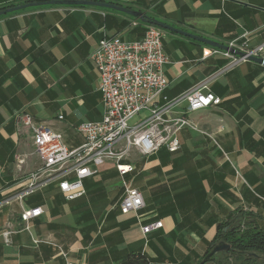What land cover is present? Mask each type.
Returning a JSON list of instances; mask_svg holds the SVG:
<instances>
[{
  "label": "crops",
  "instance_id": "obj_1",
  "mask_svg": "<svg viewBox=\"0 0 264 264\" xmlns=\"http://www.w3.org/2000/svg\"><path fill=\"white\" fill-rule=\"evenodd\" d=\"M38 1L45 0H0V10ZM100 1L226 45L245 32L252 45L264 43V0ZM148 25L92 6L37 5L0 16V264H199L218 225L237 210L264 217V65L242 61L220 73L227 57L207 56L214 47L174 31L164 38L165 95L172 100L206 83L222 99L186 113L198 130L180 131L181 149L133 150L124 160L133 171L121 176L108 162L73 200L56 183L14 198L41 163L25 117L79 147L78 126L104 115L93 50L105 33L138 40ZM125 185L143 193L139 215L120 210ZM36 206L44 213L25 229L24 211ZM159 220L161 228L143 232Z\"/></svg>",
  "mask_w": 264,
  "mask_h": 264
},
{
  "label": "built area",
  "instance_id": "obj_2",
  "mask_svg": "<svg viewBox=\"0 0 264 264\" xmlns=\"http://www.w3.org/2000/svg\"><path fill=\"white\" fill-rule=\"evenodd\" d=\"M166 32L149 24L142 39L126 40L120 35L106 33L102 36L91 59L100 74L104 115L100 120L83 121L78 126L84 138L79 147L69 148L62 133L34 124L30 116L25 117L33 131L34 153L41 163L25 179L23 189L14 197L16 200L22 201L25 196L50 183H56L68 200L76 199L86 193L85 179L97 174L106 163H114L119 174L125 176L134 169L124 163L132 150L152 155L165 148L175 153L181 149L180 131L186 127L198 130L186 113L219 105L222 99L206 83L175 99H168L165 95L169 86L166 75L169 58L164 50ZM248 36L249 33L245 32L228 44L232 49L245 52V56L216 47L207 52V56L222 54L229 59L220 73L248 61L249 55L264 56V43L254 46ZM183 102L187 104L186 111L173 115V107ZM142 110H149L150 116L131 125L130 119ZM10 201L5 200L6 203ZM145 206L141 190L125 185L124 196L119 202L121 212L139 215ZM43 213L41 206L25 210V229H30V221ZM162 226L163 222L159 220L144 225L142 229L144 233H150ZM10 233V230L3 231L6 241Z\"/></svg>",
  "mask_w": 264,
  "mask_h": 264
},
{
  "label": "trees",
  "instance_id": "obj_3",
  "mask_svg": "<svg viewBox=\"0 0 264 264\" xmlns=\"http://www.w3.org/2000/svg\"><path fill=\"white\" fill-rule=\"evenodd\" d=\"M221 241L229 243L231 249L211 258L217 264H264V217L237 210L233 216L218 225L216 238L207 253Z\"/></svg>",
  "mask_w": 264,
  "mask_h": 264
},
{
  "label": "water",
  "instance_id": "obj_4",
  "mask_svg": "<svg viewBox=\"0 0 264 264\" xmlns=\"http://www.w3.org/2000/svg\"><path fill=\"white\" fill-rule=\"evenodd\" d=\"M37 5H83V6H92V7H101V8H108L117 10L123 13H126L130 16H133L135 18H138L143 23H147L150 25H156L159 26L167 31H174L179 34L188 36L190 38H193L197 41L203 42L211 47L220 48L223 50H230L232 53H235L239 56H245L246 53L240 50L232 49L228 45L220 43L218 41H214L209 38H205L187 31H184L182 29L176 28L164 21H161L159 19H155L147 15L146 13L138 10L131 9L129 7H125L122 5H118L115 3L100 1V0H45V1H38V2H28L21 5H16L13 7H8L5 9L0 10V16L5 15L10 12H14L17 10H21L30 6H37ZM248 59L250 61H254L256 63L264 65V56H256V55H249ZM231 249V245L225 241L218 242L214 245V247L203 257V259L199 262V264H205L208 261L211 260V258L221 252H225Z\"/></svg>",
  "mask_w": 264,
  "mask_h": 264
},
{
  "label": "rangeland",
  "instance_id": "obj_5",
  "mask_svg": "<svg viewBox=\"0 0 264 264\" xmlns=\"http://www.w3.org/2000/svg\"><path fill=\"white\" fill-rule=\"evenodd\" d=\"M149 116H150L149 110H142L140 113L136 114L132 119H130L129 123L132 125V124H134V123H136L138 121L146 119ZM134 150H136V149H134ZM132 153H133V150L131 151L129 156H131ZM205 264H216V261L215 260H210V261H208Z\"/></svg>",
  "mask_w": 264,
  "mask_h": 264
}]
</instances>
